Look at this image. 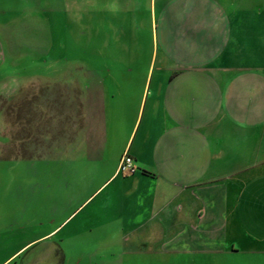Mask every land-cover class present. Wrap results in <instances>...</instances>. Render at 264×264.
I'll return each mask as SVG.
<instances>
[{"label": "rangeland", "instance_id": "374dc122", "mask_svg": "<svg viewBox=\"0 0 264 264\" xmlns=\"http://www.w3.org/2000/svg\"><path fill=\"white\" fill-rule=\"evenodd\" d=\"M194 75L203 87L194 109L209 116L214 188L226 198L225 184L264 174V0H0V262L22 247L10 234L48 224L42 191L82 200L95 182L75 175L104 180L114 166L122 140L101 157L113 123L124 118L128 129L142 96L175 95ZM100 199L66 223L64 246L32 244L12 264H232L211 253L225 248L224 215L202 210L192 214L201 222L169 230L174 217L160 211L145 215L144 230L109 229ZM247 255L235 264L264 263Z\"/></svg>", "mask_w": 264, "mask_h": 264}, {"label": "crops", "instance_id": "0c3cea01", "mask_svg": "<svg viewBox=\"0 0 264 264\" xmlns=\"http://www.w3.org/2000/svg\"><path fill=\"white\" fill-rule=\"evenodd\" d=\"M228 76L220 75L223 80ZM181 81V79L174 81V85L180 84ZM186 81L185 79L182 83ZM189 82L183 83L184 88L177 90L175 95H169V89H164L160 94L150 92L147 97L142 96L138 102L139 110L136 116L131 118L128 129H124V118L113 123V125L117 124L118 130L106 135L102 145V160L106 157L111 141L122 140V142L114 155L115 163L109 174L104 180L98 181L95 175L73 173V177L75 175L74 178L79 181L82 178L95 182L94 188L84 194L82 200L80 197L74 198L66 191H42L41 205L44 211L40 213L41 218L48 212L51 214L52 211V215L56 218L52 219L48 214L46 227L43 228L42 223L39 225L41 227L29 236L10 234L9 240H15L13 243L22 247L0 264H12L19 259L18 254L32 244L39 245L47 243L50 239H56L57 245L64 246L69 239V235L63 233L69 225L66 223L88 201L92 199L89 203L91 204L100 199L104 193L99 206L110 215V218L99 221L109 223V229H123L130 226L129 223H133L136 229L144 230L145 215H155L160 211L168 212L174 217L168 219L171 221L167 227L169 230L173 227L178 229V224L191 227L195 222H201L199 217L193 221L192 214L200 215L201 211L205 210L207 214L213 212L219 218L221 215L225 216L223 241L225 248L222 251L211 252L218 255L220 261L235 264L236 260L246 254L250 260L255 261L257 258L264 260V174L239 181L237 188L234 181H231L230 187L222 181L230 193L226 198L221 196L222 193L215 191L214 185L220 186V182L216 179L213 168V145L203 132L207 130L203 125L209 116L207 117L199 109H194L196 107L192 102L194 96L203 99V87L199 76L194 75ZM220 87L224 88L221 100L223 107L224 99L226 100L225 88L228 84L222 81ZM125 152L132 155L137 167V172L129 175L130 177L118 173L119 162ZM42 164L48 178L49 162L42 161ZM93 164L97 166L99 162ZM59 175H50V180L59 182L57 181L61 178ZM62 177V181H65V175ZM134 182L146 186L147 189H137V191L124 189ZM67 201L71 204V208L65 211L59 210V205H64ZM130 208H134L130 213L135 215L132 221L127 216ZM177 208L180 209L178 212ZM160 221L161 219L157 221L155 219L150 229H157L155 224ZM152 241L155 242L156 237ZM203 253L210 252L201 254Z\"/></svg>", "mask_w": 264, "mask_h": 264}, {"label": "built area", "instance_id": "2783aa9c", "mask_svg": "<svg viewBox=\"0 0 264 264\" xmlns=\"http://www.w3.org/2000/svg\"><path fill=\"white\" fill-rule=\"evenodd\" d=\"M136 172L137 167L135 165L134 158L128 152H125L120 159L118 173L124 176H129L135 174Z\"/></svg>", "mask_w": 264, "mask_h": 264}]
</instances>
